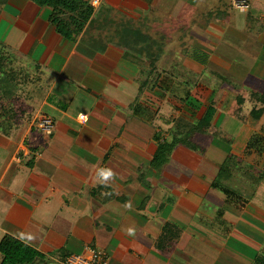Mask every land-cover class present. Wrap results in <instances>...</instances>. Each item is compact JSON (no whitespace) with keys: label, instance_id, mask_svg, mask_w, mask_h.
<instances>
[{"label":"crops","instance_id":"1","mask_svg":"<svg viewBox=\"0 0 264 264\" xmlns=\"http://www.w3.org/2000/svg\"><path fill=\"white\" fill-rule=\"evenodd\" d=\"M7 1L0 10V23H7L0 30V45L13 57V69H25L29 80L13 89V105L4 108L12 111L0 112V239L11 234L44 254L31 264L44 259L46 264H60L78 246L67 238L62 247L57 239L69 237L72 223L77 225L80 218L70 211L71 216L63 214L59 219L62 208L57 215L55 208L76 206L82 221L90 220L93 228L110 232L111 253L105 239L102 242L96 235L80 250L88 245L102 248L107 264L109 260L114 264H254L264 246V208L258 204L261 182L250 195L234 191L233 185L226 190L214 187L224 154H216L220 149L213 141L204 154L176 146L171 156L172 163L178 160L175 166L155 170L149 161L156 148L155 134L167 137L174 118L165 119L167 126L162 129L155 117L167 105L168 96L183 100L177 96L182 93V78L195 77L178 75L180 71L200 72L186 95L195 92L199 79L223 73L228 81L213 97L214 120L220 117L218 106L230 103L238 114L243 113L233 117L250 128L251 136L252 132L264 136V111L259 118H244L254 103L249 91L264 94V0H251L246 12L234 8L237 13L230 0H87L93 21L73 40L56 31L50 8L32 0ZM123 28L137 31L139 41H154V49L158 47L160 75L153 88H139L144 57L117 45ZM113 30L116 42L108 40ZM175 44L183 46L181 53ZM199 47L205 50L196 62L193 56ZM183 54L181 60L192 69L179 62L177 56ZM215 60L222 66H216ZM259 60L262 67L256 65ZM215 67H222L221 72ZM210 86H206L208 95ZM220 94L224 96L217 103ZM237 95L243 97L242 103ZM76 98L86 111L80 108L72 116L69 104ZM154 110L152 121L146 113ZM79 113L87 115L85 123L79 121ZM41 116L52 119L50 134L36 128ZM137 121L149 122L154 128L151 134L129 127ZM217 128L231 139L232 147L230 135ZM245 145L231 152L243 158ZM257 155L252 153L250 158ZM243 160L245 167H240L233 183L247 182L248 174L264 175L262 169L253 172V164ZM99 168L111 169L114 178L99 182Z\"/></svg>","mask_w":264,"mask_h":264},{"label":"trees","instance_id":"2","mask_svg":"<svg viewBox=\"0 0 264 264\" xmlns=\"http://www.w3.org/2000/svg\"><path fill=\"white\" fill-rule=\"evenodd\" d=\"M6 1L7 0H0V9L2 3H6ZM32 1L39 6H46L51 9L50 22L54 25L56 31L60 35L70 40H73L75 36L80 34L85 28V25L91 23L94 18V16H92V6L87 0ZM127 30L130 32L129 29L123 28L120 30L121 36L119 37V41H117V45L124 49L131 47V51L144 57V65L139 77V88L140 91L145 88H153L157 84L160 75L158 74V57L155 56L158 47L154 49V46L150 41H139L140 34H138L137 31H131V35H129L126 33ZM129 36L134 37L132 38L133 40ZM13 61L11 54L5 49V47L0 45L1 113L6 111V102L10 100L11 95L13 94V89L15 87L26 85L29 80L28 72L25 71V69H13ZM203 80L207 85H211V92L209 94V101L201 117L199 119H189L185 116L179 115L171 120V125L166 130L168 134L167 137L160 139L159 134H155L156 148L149 161V165L152 169L159 170L164 164H167L172 149L178 145H182L183 147L199 152L200 154L205 153L206 148L202 145L204 142L203 137L209 134L211 123H213V125L218 123L217 120H214L216 108L213 97L218 92L222 83H227L228 80L226 76L219 73H213V75L210 73ZM248 94L252 102L254 101L249 110V115L253 118H259L264 111V94L253 90H250ZM236 100L238 103H242L243 97L237 95ZM256 103H260L261 106L256 108ZM218 130H216L218 135L214 133V145L219 146L220 143L226 142V147L229 150L228 147H230L229 144L231 143V139H229L227 135H221L220 129ZM242 152L246 156H250L252 153L264 155V136L261 134L252 135L247 140ZM246 165L251 166L249 163ZM243 166L245 167L243 158L230 151L225 153L218 166V173L215 178V183H213L214 187L221 190L230 189L235 174L240 167ZM232 189L237 192L236 189ZM157 244L158 247L162 249L161 245H159V243ZM0 256V264H31L36 259L44 257V254L13 235L4 234L0 239ZM253 263L264 264V246L262 252H259L255 257Z\"/></svg>","mask_w":264,"mask_h":264},{"label":"rangeland","instance_id":"3","mask_svg":"<svg viewBox=\"0 0 264 264\" xmlns=\"http://www.w3.org/2000/svg\"><path fill=\"white\" fill-rule=\"evenodd\" d=\"M232 1L233 0H230L231 9H232V11L234 13H237L238 10L237 11H235L236 9L234 10L233 5H232ZM250 2H251V0H249V3ZM7 3H8V1H7ZM7 3L3 2L0 10H2L3 7ZM253 3H254V1H253ZM231 9H229L227 7V11H231ZM252 10H253V8H252ZM238 12H241V11H238ZM4 27H7V23L2 21L0 23V30H3L2 28H4ZM113 27L115 28L114 25H113ZM105 31L106 30H104L103 32H105ZM126 33L131 35V30H130V32H128V30H127ZM114 34H115V31L114 30L111 31L108 34V40L116 42L117 38L113 37ZM119 34H120V31H119ZM129 37L131 39L134 38L132 36H129ZM150 42L152 43L154 41H150ZM143 43H146V42H143ZM257 46H258V44H257ZM182 47L183 46H180L179 44L176 45V48L178 50L180 49V51H179L180 53L182 51ZM258 47L261 50V47L260 46H258ZM126 49L127 50H131V47H128ZM199 49H200V51H197L196 55L193 56V59L196 62H200L203 59L202 58L203 54L201 52H202V50H205V49L203 47H199ZM134 53L136 55V52H134ZM184 54H186V53L184 52ZM184 54H183V56L178 55L177 57H179L178 60H179V62L181 64H183L185 67H188V65L184 63L185 62L184 59L186 57V56H184ZM181 58H184V59L181 60ZM213 63L216 64V66H222V64L219 61H216V60ZM199 65H201V64L199 63ZM256 65L258 67L259 66L262 67V63L260 62V60L257 62ZM168 68H169V65H168ZM221 68L222 67H215L214 69L216 71H218V72L219 71L221 72V70H222ZM188 69H192V68L189 66ZM208 71H206L207 73L205 75L208 74ZM240 71L243 72V68ZM199 73H200L199 71H197V72H191V71L181 72L180 71V72L177 73L178 75H181V74L182 75L193 74V75H195V77L193 76V77H184V78H182V80H184L185 82L180 80L181 83L179 84L180 85L179 89H180V91H182V93L177 94V96L178 97H180V96L183 97V100H180V99L174 100L170 96L167 97V100H166V103H165L167 105L165 106V108L162 109L161 113H159L160 116L157 115L155 117V119H156L155 121L159 122L160 125H162V127H161L162 129L167 126L164 123L165 119L166 120H170L171 118H173V117H175L177 115H182V116H185V117L189 116V117H191V119L192 118L193 119H199L201 117V115H202V113H203V111H204V109H205V107H206V105H207V103L209 101V95L207 94V89H206L207 85L204 82V80L203 79H199V83L197 84V88H196L195 92H193L192 94H189V95L185 94V92L187 93L189 88L193 87V85L196 83L197 78H198L196 76ZM186 82H187L188 85L186 84ZM223 96H224L223 94H220V96L217 97L218 98L217 103L221 102V100L223 99ZM15 99L18 100L17 98H15ZM12 102L13 101H10V100L8 102H6V108L10 107ZM82 104L84 105V103H82V101H80V98L79 99L76 98L72 103L69 104V107H70L69 112H71L72 116H74L79 110H81L80 108H82L83 111H86V109H83V107H81ZM7 110L9 112L11 109H7ZM240 111L241 110H239V112ZM154 114H155V110H154V112H152V114H150V111H147L146 117L149 118L151 116V119L153 121L154 120ZM218 114L220 115V117L218 118V121H217L219 123L216 124V125H213V123H211V125L209 127V134L206 135L205 137H203V139H204L203 144H205L204 146L208 147L210 145L212 147V145L214 144V143L212 144L214 136H215V134L218 135V132L216 130H218L219 128H217V127L220 126L228 133V136L230 135V137L233 139V144H232V147H228L229 148V150H228L227 147H226L227 144H225L226 142L220 143L219 146H217L220 150H216V154L219 155V151L221 152V154H225L228 151H230V152L232 151V152H235V153L241 151L243 146L246 143V140L251 137V131H250V128L245 126L244 123H242L240 120L234 118L233 116L239 117L238 115H240V117H241V115H242V117H243V113L240 112V114H238V111L232 109V107H231V105L229 103V105H225L224 107L223 106L222 107L218 106ZM246 117L248 119L251 116L246 114L244 116V118H246ZM70 123H72L73 126L76 127V123L75 122L70 121ZM135 123H136L135 125H132L133 123L130 122L129 127L134 126L135 128H137L139 130L140 133H143V134H146V133L147 134H151L152 130L154 129L151 124H148L149 122H141V121L138 122L137 121ZM262 126H263V130H264V124H262ZM39 132L43 133L40 130H39ZM253 133L254 132H252V135H253ZM43 134L45 135V133H43ZM224 135H225V133H224ZM211 147H210V149H213ZM174 149H172V152L170 154L168 163L164 164V165L175 166V163L178 162V160L176 159V160L173 161L174 163H172L171 156H172V153H173ZM211 156L212 155H209V157H211ZM213 156H212V158H215ZM203 159L206 160V158H203ZM243 159H246L247 163L253 164V167H252V171L253 172H255L257 170H261V169L264 171V157H261V156L257 155V156H254L253 158H250V156H248V155L246 156L245 155V156H243ZM216 160L218 161V159L215 158V161ZM257 160H262L263 162L261 161V163L258 164V162H256ZM206 161H208V160H206ZM247 177H249L250 180H248L247 182H244L242 184L241 183L240 184L239 183L238 184L237 183H231L233 185L232 187H234V189H236L238 192H241L244 195H250L251 188L256 186V185L259 186L260 182H261L262 186H261L260 194L258 195L260 201L258 202V204L259 205H263V208H264V175L263 174H261V175L260 174L259 175L258 174H252V175L248 174ZM243 188H245V189H243ZM60 208H62L61 209L62 213L59 214V219L63 217V214H68L69 216H71V212L75 215V217H76V214H77L78 218H80L79 223H77V225H76V223H72L73 227L71 229H69V231H71L69 237L65 235L66 237L63 240L61 238V235H60L59 239H57L58 240L57 242H59L62 247L65 246V242H66V240L68 238L69 242H71L72 245H75V246L77 245L78 248H80V249H78L76 247L77 250L75 248H72L71 250L73 252H79L81 249H83V247H82L83 244L85 242H89V241L91 242L93 240L92 237L94 235H96V236H98L97 238H98V240L100 239V241H102V238L105 239V241L107 242L106 249L108 250V252L111 253V251L113 249L112 246L114 245V240L111 238V236L109 237V235H110L109 231H106L105 228L104 229H101V228L95 229V228H93V222L90 221V220L85 219L84 221H82L83 214L80 213V216H79L76 206L71 207V209H67L64 206L60 207V205H59L57 208H55L56 209V211L54 213L55 215H57V213L60 210ZM63 210H66V212H63ZM89 217L90 216H85L84 218H89ZM215 224H218V223L215 221ZM227 226H230V225L227 224ZM257 233L260 234V232H257ZM59 234H61V232H59ZM62 250H64V249H62ZM40 259H43V258H40ZM44 260H43V262H41V264H46L44 262ZM50 263H54V262L50 261ZM108 264H114V262L112 260L111 261L109 260Z\"/></svg>","mask_w":264,"mask_h":264},{"label":"built area","instance_id":"4","mask_svg":"<svg viewBox=\"0 0 264 264\" xmlns=\"http://www.w3.org/2000/svg\"><path fill=\"white\" fill-rule=\"evenodd\" d=\"M233 8L245 12L250 7L249 0H233ZM78 119L81 123L87 121L85 113H79ZM35 126L45 134H50L54 128L52 119L48 116H41L36 120ZM108 255L105 250L96 246L88 245L80 252L66 254L60 261V264H107Z\"/></svg>","mask_w":264,"mask_h":264},{"label":"clouds","instance_id":"5","mask_svg":"<svg viewBox=\"0 0 264 264\" xmlns=\"http://www.w3.org/2000/svg\"><path fill=\"white\" fill-rule=\"evenodd\" d=\"M114 172L111 169L108 168H99L96 170V176L98 178V181L101 183H106L114 178ZM132 230L129 229V232Z\"/></svg>","mask_w":264,"mask_h":264}]
</instances>
